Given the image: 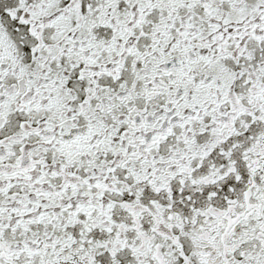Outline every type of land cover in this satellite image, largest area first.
<instances>
[{
	"label": "snow or ice",
	"instance_id": "6c2138e0",
	"mask_svg": "<svg viewBox=\"0 0 264 264\" xmlns=\"http://www.w3.org/2000/svg\"><path fill=\"white\" fill-rule=\"evenodd\" d=\"M0 264H264V0H0Z\"/></svg>",
	"mask_w": 264,
	"mask_h": 264
}]
</instances>
